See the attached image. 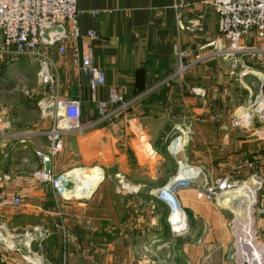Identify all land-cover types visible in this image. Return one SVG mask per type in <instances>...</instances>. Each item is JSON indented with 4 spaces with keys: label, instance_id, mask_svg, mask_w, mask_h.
Instances as JSON below:
<instances>
[{
    "label": "crops",
    "instance_id": "crops-1",
    "mask_svg": "<svg viewBox=\"0 0 264 264\" xmlns=\"http://www.w3.org/2000/svg\"><path fill=\"white\" fill-rule=\"evenodd\" d=\"M76 5L82 35L98 34L94 61L107 79L93 92L70 51L59 56L48 48L57 95L79 100L88 122L98 117L97 100L108 99L112 90L131 99L155 89L117 125L104 122L83 137H64V148L49 167L56 175L84 169V180L92 184L73 192L79 195H66L36 174L44 167L37 151L49 146L53 123L39 103L51 93L32 88L30 98L0 103V168L10 176L0 194L23 200L0 213V264H35L25 257L30 259L29 249L37 251L38 243L22 235L35 226L51 233L43 241L40 264H160L158 251L168 254L165 264H237L241 258L229 245L233 209L241 207L237 196L229 194L222 206L199 199L197 184L179 185L174 193L188 221L174 234L169 205L156 191L184 172L181 164L199 185L205 178L210 184L225 176L238 182L264 178V120H238V111L254 102L253 76L241 78L239 69L208 55L209 43L219 38L217 13L206 0H76ZM193 23L199 24L195 30L189 28ZM8 61L0 57V68ZM32 61L38 77L41 60ZM180 62L188 65L183 73ZM21 110L30 113V125L20 121ZM173 124L189 129L186 138L179 135L182 148L176 151L164 146ZM255 199L257 210L263 208L264 186Z\"/></svg>",
    "mask_w": 264,
    "mask_h": 264
},
{
    "label": "built area",
    "instance_id": "built-area-1",
    "mask_svg": "<svg viewBox=\"0 0 264 264\" xmlns=\"http://www.w3.org/2000/svg\"><path fill=\"white\" fill-rule=\"evenodd\" d=\"M206 4L213 8L218 15L219 31V38L209 43L211 52L208 55L221 58L233 70L239 69L241 78L258 77L261 83L259 94L264 95L262 91L264 71H258L253 67L254 64L264 66V0H206ZM198 26L199 24L193 23L189 28L195 30ZM96 38H98V34L95 30L87 32L85 36L82 35L80 12L77 9L76 0H0V57L28 56L40 59L39 83L49 86L51 89L50 96L43 98L39 103L44 113L52 115L53 124L47 133L49 146L46 150L37 151L44 167L36 174L40 180L52 182L58 191L67 190V186H64L63 182L68 181L69 183L70 180H65V174L56 176L49 164L55 155L62 152L64 137L68 134L85 136L92 128L104 122L117 125L119 119L135 103L155 89V87L149 88L131 99H126L122 94L112 90L108 99L97 100L98 117L84 122L80 101L59 97L57 91H54V87L58 86V80L50 71L45 50L56 48L59 56H64L70 51L74 57V65L83 76L89 79V86L94 92L103 86L107 79L106 71L94 61L93 41ZM43 64L45 65L43 66ZM187 67L188 65L180 62L179 73H183ZM194 91L203 94L200 89L196 88ZM255 103L259 104L258 95L250 106ZM243 117L239 114L238 120ZM258 117L264 120V114H260ZM253 118L254 114L245 120V123L251 124ZM175 140L172 142V148L176 151L182 147L178 142L174 144ZM180 166L184 172L189 169L187 164ZM9 177L0 168V186ZM203 182L202 185H199L197 177L186 176L181 180L175 178L167 185L158 188L159 196L169 205L173 233L179 234L185 230L188 221V215L174 193L179 185L197 184L199 199L218 201L238 181L230 176H225L211 184L206 178ZM22 203L23 200L19 196L10 197L0 194V213L7 207L18 208ZM257 213L264 217V207L260 208ZM50 234L48 229L40 226L23 232V236L27 237L30 243L32 241L38 243V250L29 249L30 259L25 257L26 260L40 264L42 244ZM249 235L258 247L257 242L260 239L257 231L255 230L253 235ZM237 243L235 255H241L240 238ZM239 257L241 258V256ZM238 261L241 260L238 258Z\"/></svg>",
    "mask_w": 264,
    "mask_h": 264
},
{
    "label": "rangeland",
    "instance_id": "rangeland-1",
    "mask_svg": "<svg viewBox=\"0 0 264 264\" xmlns=\"http://www.w3.org/2000/svg\"><path fill=\"white\" fill-rule=\"evenodd\" d=\"M20 57H22V56H20ZM20 57L16 56V57L5 58V59H9L10 62L8 61L9 62L8 65H6L5 67L1 66V68H0V103H3L4 105H6L7 103L8 104H12V103L16 102V97H18V98H20V97L30 98V93H31L30 90L32 88H35L36 94L38 92L43 93V95L51 93V89H50L49 86H43V85L39 84V82H38L39 80H38L37 73H36L38 67H37V65H33L32 64L33 63L32 58L31 57L26 58V56H24V58H20ZM253 77H255V76H253ZM253 77L250 78V81H252V82L254 81V83H251L250 85L253 87L252 89H253L254 93L252 95H253V98L255 100L257 95H259L258 93H260L261 83H260V81L257 80V77H255V78H253ZM54 91L58 92L57 85L54 87ZM244 108L245 107L241 108L238 111V114H240V111H243ZM14 110L20 111L19 108H13V111ZM21 112H22V110H21ZM15 115H17V114H15ZM22 115L23 116L21 118H19L20 121L25 122L26 126L30 125V113H25L24 112ZM258 116L259 115L254 114V120H256V119L259 120ZM24 118H26L27 120L24 121L25 120ZM180 126H181L182 129H180ZM172 127H174V128H172ZM167 128L168 129H166L167 133L165 134V136H167V135L168 136H167V139H166L167 141H165V144H164L165 148H167V149H168L169 146H171L173 144L172 143L173 139L179 137V135L185 136V138H186V136L188 134L187 133L188 132V126H186V124L183 125V126L182 125H177V124L174 125L173 124V125H171V126H169ZM68 135H72V134H68ZM73 137H79V135L76 134ZM81 137H83V136H81ZM161 141H164V139L162 138ZM170 167H171V164H169V168ZM61 174L63 175V173H61ZM61 174H57L56 176H59ZM245 180L247 182L249 181L247 179H245ZM244 181H239V182H237V184L242 183ZM88 182H86V183H88ZM51 184H52L51 187H54L52 182H51ZM167 184H165V185H167ZM72 187H74L73 184H72ZM234 188L235 187H232L230 190H232ZM67 189H68V187H67ZM86 189H87V187L85 189H82V190H86ZM156 191H157V194L159 195L158 189ZM225 193L226 194L222 198V201H225V203L228 204L227 196L229 195V193L228 192H225ZM229 201H234V199H230ZM253 207L256 209V211H258L257 207L255 205H253ZM239 208L240 207L237 206L236 210L233 209V208L232 209L234 210V212L237 213L238 210H240ZM253 216H254L253 217L254 227L252 228L254 230L253 234H254V232L256 230L260 241H263L264 240V230H263L264 217L259 216V214L257 212L256 213L254 212ZM232 218L234 219V215H232ZM229 228L231 229V231H230V235H231V239L230 240L231 241H230L229 245L232 248L231 251H233V250L235 251L234 247L236 246V244H238L237 242L239 241V238L241 240L242 236L238 237L237 234L235 233V231L237 230L236 229L237 227H235V223L233 221H231ZM183 231L184 230H182L181 233ZM169 232H170V228L164 227V230H163L164 236H169L170 235ZM245 234L249 235V233H245ZM253 234H251V235H253ZM22 235H23V233H22ZM167 247H169V246H167ZM163 248H165V246L160 248V249L162 250ZM157 254L160 255V256L156 257V261H159L158 263H160V264H165L163 261L169 259L168 254L166 252H162V253L160 252L159 253V251H158ZM237 256L239 257L241 255H237ZM213 263H215V262H213ZM236 263L240 264L241 261H238Z\"/></svg>",
    "mask_w": 264,
    "mask_h": 264
},
{
    "label": "bare ground",
    "instance_id": "bare-ground-1",
    "mask_svg": "<svg viewBox=\"0 0 264 264\" xmlns=\"http://www.w3.org/2000/svg\"><path fill=\"white\" fill-rule=\"evenodd\" d=\"M255 73H257V71H255ZM258 107L256 110H254L251 106L250 107H245L243 109V111L240 113L241 116H244L243 120H247L249 117L253 116L252 114H254V112H258L261 114H264V95L259 94L258 95ZM252 104V103H251ZM179 143L181 145V140L178 139L174 144ZM84 169L82 170H77L74 169L73 171L68 172L67 174H65V180H73L76 184L74 187L67 189V194L66 195H71L73 192H77V191H82V189H85L86 187L89 188L92 184L88 182V180H84L83 176H84ZM94 173H96L94 171ZM188 173V172H187ZM97 174V173H96ZM95 174V181H94V186L93 189L95 187V184L97 182V175ZM187 176V174L185 172H181L177 178L178 179H183ZM88 182V183H86ZM90 185V186H89ZM89 186V187H88ZM169 187V186H168ZM235 188L232 190H228L227 192H229V194H234L235 196H237L238 200L241 203V207H240V211L236 213L235 218H234V223H235V227H237L235 233L237 234L238 237H241L242 235H244L245 233H249V234H253V227H254V222H253V210H254V203H255V196H256V191L255 189L251 186L250 181H244L242 183L236 184L234 186ZM84 191V190H83ZM71 193V194H70ZM74 194V193H73ZM74 195H79V194H74ZM225 196V193L223 194V196L221 198L218 199L219 204L224 206V203L222 201V198ZM243 238V237H242ZM258 248L264 251V242L258 240ZM245 250V248L243 249ZM248 255H250L248 253ZM242 258V255H241ZM249 262H251V258H248ZM241 263H242V259H241Z\"/></svg>",
    "mask_w": 264,
    "mask_h": 264
},
{
    "label": "water",
    "instance_id": "water-1",
    "mask_svg": "<svg viewBox=\"0 0 264 264\" xmlns=\"http://www.w3.org/2000/svg\"><path fill=\"white\" fill-rule=\"evenodd\" d=\"M45 64H43L44 66ZM262 91L264 92V84L262 87ZM254 110L257 109L258 103H255L251 106ZM254 114L260 115L261 113L254 112ZM251 186L255 189L256 193L262 190L264 186V179L259 178L257 176H251L249 178ZM64 186H67L68 181L63 182ZM243 238L240 240L241 244V255H242V264H264V251H261L257 246L255 241L248 234L242 235ZM245 248V250H243ZM248 253L250 255H248ZM248 258H251V262H249Z\"/></svg>",
    "mask_w": 264,
    "mask_h": 264
}]
</instances>
